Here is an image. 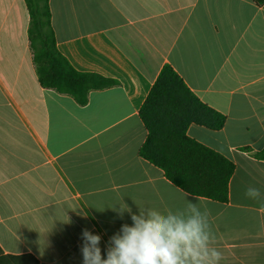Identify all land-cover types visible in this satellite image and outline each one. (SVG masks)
<instances>
[{"label":"crops","instance_id":"obj_1","mask_svg":"<svg viewBox=\"0 0 264 264\" xmlns=\"http://www.w3.org/2000/svg\"><path fill=\"white\" fill-rule=\"evenodd\" d=\"M57 47L78 71L117 85L79 105L40 85L24 0H0V247L38 264H83L82 230L108 241L141 207L210 213L220 264H264V4L253 0H50ZM170 65L208 106L218 131L188 135L235 164L229 201L190 195L139 155V110ZM249 148L251 151H246ZM136 202V204L134 203ZM24 264H34L33 262Z\"/></svg>","mask_w":264,"mask_h":264},{"label":"trees","instance_id":"obj_2","mask_svg":"<svg viewBox=\"0 0 264 264\" xmlns=\"http://www.w3.org/2000/svg\"><path fill=\"white\" fill-rule=\"evenodd\" d=\"M24 1L29 14V44L42 87L71 95L79 105H85L91 91L118 84L99 74L76 70L59 51L51 23L50 0ZM253 1L264 4V0ZM139 116L147 130L139 149L142 158L162 169L170 182L190 195L220 203L229 201L235 164L187 132L192 124L218 131L224 127L226 116L205 104L172 66L162 68ZM253 155L264 160V149ZM29 262L38 264L31 255L4 254L0 247V264Z\"/></svg>","mask_w":264,"mask_h":264},{"label":"clouds","instance_id":"obj_3","mask_svg":"<svg viewBox=\"0 0 264 264\" xmlns=\"http://www.w3.org/2000/svg\"><path fill=\"white\" fill-rule=\"evenodd\" d=\"M245 196L264 202V192L249 185ZM136 204V202L134 201ZM118 216L128 213L132 224H122L108 241L106 258L100 248L101 236L82 230L83 264H220L223 253L216 247L210 213L203 202L185 198L182 209L161 211L141 207L138 213L124 202Z\"/></svg>","mask_w":264,"mask_h":264}]
</instances>
